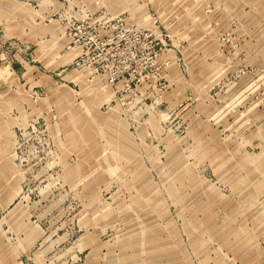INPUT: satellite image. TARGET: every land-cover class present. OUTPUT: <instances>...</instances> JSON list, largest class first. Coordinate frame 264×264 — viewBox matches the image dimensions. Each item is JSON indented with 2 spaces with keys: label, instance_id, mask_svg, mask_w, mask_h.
I'll use <instances>...</instances> for the list:
<instances>
[{
  "label": "rangeland",
  "instance_id": "obj_1",
  "mask_svg": "<svg viewBox=\"0 0 264 264\" xmlns=\"http://www.w3.org/2000/svg\"><path fill=\"white\" fill-rule=\"evenodd\" d=\"M0 264H264V0H0Z\"/></svg>",
  "mask_w": 264,
  "mask_h": 264
}]
</instances>
